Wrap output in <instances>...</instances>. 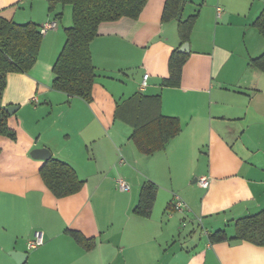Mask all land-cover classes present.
Masks as SVG:
<instances>
[{
  "label": "crops",
  "instance_id": "obj_1",
  "mask_svg": "<svg viewBox=\"0 0 264 264\" xmlns=\"http://www.w3.org/2000/svg\"><path fill=\"white\" fill-rule=\"evenodd\" d=\"M165 2L148 0L137 18L100 24L87 101L52 85L73 5L51 11L48 0H0L6 20L57 21L42 34L35 64L9 72L2 92L3 106H17L9 117L17 137L0 134V264H18L15 251L26 254L23 264H264V245L233 238L239 218L264 209V159H255L264 150V71L250 65L264 53L254 24L264 0H213L207 8L202 0L193 12L186 0L182 17L198 16L176 86L163 80L172 51L185 42L177 19L162 20ZM137 92L160 94L162 113L181 124L152 154L138 149L132 126L115 115ZM40 148L75 170L83 180L77 192L59 197L49 188L41 175L47 159L32 155ZM202 176L210 178L206 188ZM119 178L129 190L119 189ZM147 182L156 187L149 216L135 211ZM176 196L183 210H175ZM69 230L95 244L82 246ZM218 230L228 238L211 240ZM36 231L44 240L31 248Z\"/></svg>",
  "mask_w": 264,
  "mask_h": 264
},
{
  "label": "trees",
  "instance_id": "obj_2",
  "mask_svg": "<svg viewBox=\"0 0 264 264\" xmlns=\"http://www.w3.org/2000/svg\"><path fill=\"white\" fill-rule=\"evenodd\" d=\"M148 0H48L54 11L58 4L73 5V25L66 29V42L54 64L53 87L70 95L92 100L96 69L92 61L90 43L98 34L102 22L119 19L123 16L137 18ZM186 0H166L162 15L163 21L177 19L181 41H188L198 12L183 18ZM61 13H57L60 17ZM264 36V9L254 22ZM42 42L39 25L24 24L6 20L0 16V134L17 137L9 128L10 114L2 104V92L9 72H26L37 61ZM188 54L175 48L169 59V76L163 80L165 86L179 85L183 66ZM250 65L264 71V53L250 60ZM116 117L129 123L132 139L138 149L152 154L163 149L168 141L178 134L181 124L178 118L164 115L161 111V96L137 92L117 104ZM41 175L55 195L67 196L77 192L83 185L75 170L66 162L50 157L41 168ZM156 187L147 182L142 188L141 198L135 211L149 216L154 204ZM233 238L248 240L264 245V209L260 212L239 218L235 224ZM73 238L82 246L91 248L95 241L86 238L77 230H69ZM228 238L224 230L211 235V240Z\"/></svg>",
  "mask_w": 264,
  "mask_h": 264
},
{
  "label": "built area",
  "instance_id": "obj_3",
  "mask_svg": "<svg viewBox=\"0 0 264 264\" xmlns=\"http://www.w3.org/2000/svg\"><path fill=\"white\" fill-rule=\"evenodd\" d=\"M222 12H223V8L221 6H218L217 7V13H218L219 17L221 16ZM56 28H57V21L56 20L47 21V22H45L39 26L41 34H45L49 30H53ZM148 78H149V73H145L143 76L142 84H141L142 88H145L147 86ZM198 183L200 184V186L206 188L210 184V178L208 176H202L198 179ZM117 184H118V187L120 190H129L130 189L129 183L123 178H119L117 180ZM173 206H174L175 210H183L185 207H187V204L179 196H176L174 199ZM43 240L44 239H43L42 232L36 231L35 237L33 239H31L28 243L29 247H31V248L37 247L43 243Z\"/></svg>",
  "mask_w": 264,
  "mask_h": 264
},
{
  "label": "water",
  "instance_id": "obj_4",
  "mask_svg": "<svg viewBox=\"0 0 264 264\" xmlns=\"http://www.w3.org/2000/svg\"><path fill=\"white\" fill-rule=\"evenodd\" d=\"M189 48H190L189 42H185L180 46L179 50L182 52H188ZM5 109L9 114H12L14 110L17 109V106L9 105V106H5ZM32 155L34 157L48 159L51 157V152L48 148H40L33 150ZM11 255L17 260L18 264L24 263L26 254H24L23 252L15 251V252H11Z\"/></svg>",
  "mask_w": 264,
  "mask_h": 264
},
{
  "label": "rangeland",
  "instance_id": "obj_5",
  "mask_svg": "<svg viewBox=\"0 0 264 264\" xmlns=\"http://www.w3.org/2000/svg\"><path fill=\"white\" fill-rule=\"evenodd\" d=\"M200 1H202V0H189L190 3H188V5H187L186 12H193L195 10V8L197 7V4L200 3ZM212 2H213V0H206L205 5H204V8H205V6H206V8H207V6H210V4H212ZM259 36H261V35L259 34ZM8 126H9L10 129H12L13 131L16 132V130L14 129V127L11 126V124L9 122V118H8ZM1 135L4 136L3 138H7V140H9V139L15 140V139H13L10 136H6V135H3V134H1ZM4 140H6V139H4ZM260 158L261 159H264V150H262L259 153H257V156L255 157L256 160H259Z\"/></svg>",
  "mask_w": 264,
  "mask_h": 264
}]
</instances>
